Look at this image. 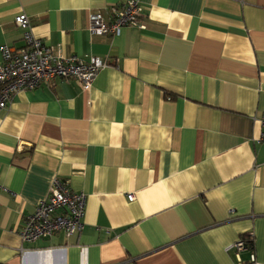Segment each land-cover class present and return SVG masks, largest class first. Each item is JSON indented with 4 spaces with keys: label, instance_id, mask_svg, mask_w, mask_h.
<instances>
[{
    "label": "crops",
    "instance_id": "crops-1",
    "mask_svg": "<svg viewBox=\"0 0 264 264\" xmlns=\"http://www.w3.org/2000/svg\"><path fill=\"white\" fill-rule=\"evenodd\" d=\"M128 1L0 0V50L25 46L26 14L55 52L110 64L0 111V264H240L247 234L264 264V0H137L145 29L90 30ZM55 179L86 195L84 231L24 242Z\"/></svg>",
    "mask_w": 264,
    "mask_h": 264
},
{
    "label": "built area",
    "instance_id": "built-area-1",
    "mask_svg": "<svg viewBox=\"0 0 264 264\" xmlns=\"http://www.w3.org/2000/svg\"><path fill=\"white\" fill-rule=\"evenodd\" d=\"M106 15L100 12L90 15L92 32L119 36L124 28L145 29L143 11L137 0L109 8ZM15 24L25 31V46L21 49L7 44L1 46L0 111L7 110L18 93L41 86L53 87L59 80L74 79L83 90H89L98 73L110 66L103 58L85 60L76 56L65 57L61 51L55 52L45 45L42 36L34 32L26 14L16 16ZM260 122L262 131L256 141L264 145V114ZM128 199L132 201L134 196L129 195ZM86 206L85 194L74 192L68 182L55 179L48 197L26 218L20 233L22 240L37 242L60 232L67 237L81 236L85 228ZM249 247L251 243L247 238H241L229 250L235 253L240 264H244L242 253ZM251 251L250 261L256 264L255 253L253 249Z\"/></svg>",
    "mask_w": 264,
    "mask_h": 264
},
{
    "label": "trees",
    "instance_id": "trees-1",
    "mask_svg": "<svg viewBox=\"0 0 264 264\" xmlns=\"http://www.w3.org/2000/svg\"><path fill=\"white\" fill-rule=\"evenodd\" d=\"M249 235L247 234L246 236H244L243 238H247V240L251 243V246L253 245V248H254V241L252 238H250V236L248 237Z\"/></svg>",
    "mask_w": 264,
    "mask_h": 264
}]
</instances>
